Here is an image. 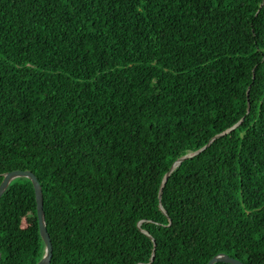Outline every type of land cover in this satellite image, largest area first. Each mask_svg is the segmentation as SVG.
<instances>
[{"label": "trees", "instance_id": "16d2710c", "mask_svg": "<svg viewBox=\"0 0 264 264\" xmlns=\"http://www.w3.org/2000/svg\"><path fill=\"white\" fill-rule=\"evenodd\" d=\"M15 169L50 264H264V0H0ZM44 249L15 178L0 264Z\"/></svg>", "mask_w": 264, "mask_h": 264}, {"label": "water", "instance_id": "95a60500", "mask_svg": "<svg viewBox=\"0 0 264 264\" xmlns=\"http://www.w3.org/2000/svg\"><path fill=\"white\" fill-rule=\"evenodd\" d=\"M240 122H238L237 124H235L234 126H232L231 128H229L228 130H226L224 133L229 132L231 129H233L235 126H237ZM221 134H223V133H221ZM217 136H215V137H217ZM209 143L207 145H209ZM206 146H204L203 148L195 151L194 153L187 154V155L181 157L180 159H178L176 162H174V164L171 167L170 171L166 174L164 180H166V178L168 177V175L170 174V172L183 159L188 158V157H191V156L199 153ZM18 177H27V178H29L32 181V183L34 185L35 195H36V202H37V217H38V222H39V229H40L41 237H42V239H43V241L45 243L44 254H43L42 258L37 262V264H50V261H51V258H52V252H53V245H52V240H51V237H50V234H49L47 225H46V220H45V212H44V207H43L44 206V198H43L42 185H41L38 177L36 176V174L34 172H32L31 170H28V169H26V170L15 169V170H11V171L5 172L3 174V179H2V181L0 183V197L6 191L8 185L10 184V182L13 179L18 178ZM143 231L149 235L148 232H146L145 230H143ZM1 257H2V253H1V250H0V261H1ZM152 259H153V256H152ZM220 261L221 262L231 263V264H246V263L242 262L241 260H239L237 258H234L232 256H229L226 253H219V254L213 256L208 261L207 264H215L216 262H220Z\"/></svg>", "mask_w": 264, "mask_h": 264}]
</instances>
